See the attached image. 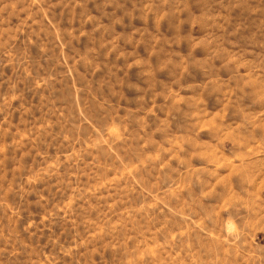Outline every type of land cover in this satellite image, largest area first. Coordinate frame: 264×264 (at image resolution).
I'll return each mask as SVG.
<instances>
[{
  "label": "rangeland",
  "instance_id": "rangeland-1",
  "mask_svg": "<svg viewBox=\"0 0 264 264\" xmlns=\"http://www.w3.org/2000/svg\"><path fill=\"white\" fill-rule=\"evenodd\" d=\"M0 264H264V0H0Z\"/></svg>",
  "mask_w": 264,
  "mask_h": 264
}]
</instances>
